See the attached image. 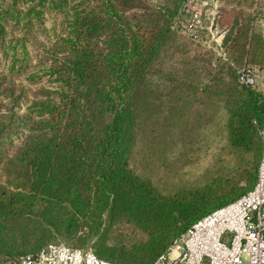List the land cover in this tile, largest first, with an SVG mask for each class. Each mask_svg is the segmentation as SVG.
<instances>
[{
	"label": "trees",
	"instance_id": "1",
	"mask_svg": "<svg viewBox=\"0 0 264 264\" xmlns=\"http://www.w3.org/2000/svg\"><path fill=\"white\" fill-rule=\"evenodd\" d=\"M185 1L0 0V264L57 238L152 264L255 188L264 92L239 72L264 68V0H218V69L176 26ZM219 114L225 146L190 186Z\"/></svg>",
	"mask_w": 264,
	"mask_h": 264
},
{
	"label": "built area",
	"instance_id": "2",
	"mask_svg": "<svg viewBox=\"0 0 264 264\" xmlns=\"http://www.w3.org/2000/svg\"><path fill=\"white\" fill-rule=\"evenodd\" d=\"M213 4L212 0H186L176 26L193 39L202 40L205 28L211 32L215 23ZM258 78L255 69L239 72L242 84L255 86ZM261 137L262 158L255 188L196 222L152 264H264V127ZM16 264L115 263L92 250L51 243L36 254L20 257Z\"/></svg>",
	"mask_w": 264,
	"mask_h": 264
},
{
	"label": "rangeland",
	"instance_id": "3",
	"mask_svg": "<svg viewBox=\"0 0 264 264\" xmlns=\"http://www.w3.org/2000/svg\"><path fill=\"white\" fill-rule=\"evenodd\" d=\"M212 2L214 3L212 5V7L216 13V18H215L216 20L214 21L215 23L213 25H211L213 27L212 31H211L213 36L210 34H204L203 37L201 36L202 40L201 39H199V40L194 39V40L202 42L203 38L206 39V41H207L206 46H207V49H209V51L208 50L206 51L207 56L211 60V66L213 68L218 69L221 66L220 65L221 63H225V62L230 63L231 59H229V56L227 55V51H226L227 46H225V39L227 37L228 29L222 28V27L217 25L219 4H218V0H212ZM184 3H182V4L184 5ZM211 20H212V17L208 21H211ZM208 23H210V22H207V24ZM209 26H210V24H209ZM205 29H206L205 31L208 33V29L207 28H205ZM188 36H190V35H188ZM253 69L257 70V73L259 75L257 87H258V89H260L264 92V68L254 67ZM222 120L223 119H222L220 114L216 115L215 121H212L206 127L207 131L205 134L207 135L208 138H212L214 140L213 144L210 145L208 140L207 141L204 140L202 142V145L199 144V145H201V148H203L201 161H198L197 162L198 164L196 166H192L191 168L186 167V171H189L190 173L186 176L185 179L187 182L190 183V186L194 185L195 176H198V174L202 175L203 169L212 163L214 156L219 152L220 149H222L223 146H225V139H224L223 133L221 132V127H222L221 121ZM151 128L152 127H150V126L149 127L144 126V130L145 131L147 130L146 132H149L151 130ZM208 146H209V148L207 149L206 147H208ZM221 153H222V155H227L225 150H222ZM193 157H194V155H193ZM158 170L160 171L158 173H162V171L160 170V167ZM174 181L175 180H173V182ZM170 189L171 188H169V190ZM173 189H176V187H173ZM122 234L124 236V241H129L131 239V237H129V236L125 237L126 233H122ZM110 237H111V240L114 242H117V241H120L123 239L117 233H116V235L113 234ZM51 243H60V244H66V245L68 244L69 245L68 241H64L61 238H57L55 241L53 240V242H51ZM70 244L73 245L74 243H70ZM77 248L93 251V247H92L91 242H88L84 246H78Z\"/></svg>",
	"mask_w": 264,
	"mask_h": 264
},
{
	"label": "crops",
	"instance_id": "4",
	"mask_svg": "<svg viewBox=\"0 0 264 264\" xmlns=\"http://www.w3.org/2000/svg\"><path fill=\"white\" fill-rule=\"evenodd\" d=\"M215 20H216V19H215ZM207 34H210V35H212V36H213L212 32H208Z\"/></svg>",
	"mask_w": 264,
	"mask_h": 264
}]
</instances>
